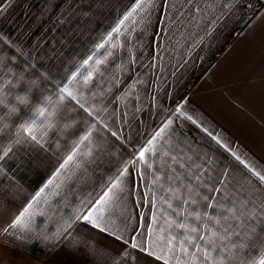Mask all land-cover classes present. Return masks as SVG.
<instances>
[{
  "label": "crops",
  "instance_id": "crops-1",
  "mask_svg": "<svg viewBox=\"0 0 264 264\" xmlns=\"http://www.w3.org/2000/svg\"><path fill=\"white\" fill-rule=\"evenodd\" d=\"M133 2L0 0L4 4L0 37H7L15 46L11 55H16L17 61L12 67L17 73L24 72L27 79L19 89L11 85V91L9 87L6 91L10 97L17 92L29 93L32 101L12 118V126L0 133V154L8 153L0 159V246L20 257L4 264H161L155 257L162 250L168 264H189L182 248L190 254L196 252L190 257L191 264H204L205 252L214 258L211 264H228L225 256H217L216 249L195 238V234L203 235L199 227L193 228L192 236L193 243L199 244L197 251L181 234L179 224L183 222L187 230L199 214L211 213L204 204L216 194L217 182L225 171L236 168L228 153L203 129L264 171V0H231L223 15L209 25V35L201 28L203 41L191 51L175 48L165 29L158 26L162 0H154L149 12L134 16L108 45L117 58L108 63L92 92L81 91L79 86H90L87 72L78 74L82 57L103 40ZM170 3L179 6L177 0ZM0 45L9 49L3 39ZM101 62L86 67L95 73ZM74 74L76 86L67 87L65 77L71 80ZM7 75L0 69V78ZM34 78H39L38 86L32 85ZM62 87L82 103L87 101L88 111L74 101L69 103L66 93L60 91ZM40 103L51 105L47 109L53 115L45 113L44 124L53 121L54 131L43 137L35 131L26 136L22 130L17 138V125L33 120L32 109ZM178 106L196 123L174 117ZM4 114L2 107L0 115ZM169 119L173 124L155 147L181 160L184 168L175 174L168 172L172 179L165 181L164 172L152 174L136 166L135 173H143L147 184H140L129 168L131 183L120 184L123 220H105V231L86 226L82 217L72 223L71 218L80 214L93 188L101 180L113 178V169L123 170L117 162L123 160V167L131 165L134 146L146 144ZM77 144L80 149L73 160L75 167L57 178L62 157L70 155ZM89 148L93 155L86 160L81 153ZM49 180L51 191L43 194V202L34 204L32 214L25 218L29 227H10L14 216ZM221 192L227 194L224 189ZM141 199L143 203H139ZM153 199L159 209L155 214L150 205ZM185 200L197 203H180ZM168 205L178 215H172ZM141 217L145 225L151 221L154 251L148 254L129 248L124 255V241L129 240ZM213 219L217 224L222 222L219 216ZM172 221L177 225L174 231L168 227ZM247 228L240 233V241L224 249L233 264H260L264 259V225L257 221ZM208 231L220 235L216 229Z\"/></svg>",
  "mask_w": 264,
  "mask_h": 264
},
{
  "label": "snow or ice",
  "instance_id": "snow-or-ice-1",
  "mask_svg": "<svg viewBox=\"0 0 264 264\" xmlns=\"http://www.w3.org/2000/svg\"><path fill=\"white\" fill-rule=\"evenodd\" d=\"M177 3L179 6L173 7L170 0H162L161 18L158 20V26L165 29V34L169 35L170 42L174 43L175 48H187L188 51H191L192 47H195L203 41V36L200 35L201 28L205 30V35H209V25L214 24L215 21L219 19L220 15H223L224 11L230 7L231 0H223V2L222 0H177ZM153 5L154 0H134L130 8L126 10V14H123L119 21L111 27L103 40L97 42L96 46L90 49V54L82 57V64L78 68V74L84 76V73L87 72V76L90 77V86L88 88H81V86H79L81 91L91 93L92 89L96 86L98 77L102 75L104 71H107L108 63L114 62L117 58V55L110 53L108 45L113 39L119 37L122 26L126 23H130L134 16L149 12ZM218 8L220 9L219 12L217 11ZM2 11H4V4H0V12ZM169 24H171V29L168 28ZM198 37L199 39H197ZM122 38L125 40L127 39L126 36ZM0 50H6L10 55L11 52L14 51L10 47L9 49ZM118 51L119 50H117V52ZM104 58H106V60ZM101 60L103 62L99 64V68L95 69V73L91 68L86 67L90 63L92 65H98L97 62ZM9 63H12V61H9ZM76 80L77 77L75 74L72 76L71 80L65 77L67 87L76 86ZM8 87L9 91H11V85ZM67 87H62L60 91L66 93L69 98L68 102L71 103L74 101L81 110L88 111V109L85 108V103H87V101L82 103L73 96L71 92L67 91ZM61 96L63 97V95ZM24 107L25 106H21L22 110ZM47 107L51 108V105ZM174 117L183 118L196 123V121H194L191 116L186 115L182 107L179 106L175 109ZM45 121L46 115L44 112H41L33 119V124L44 123ZM172 124L173 120L169 119L167 123H164L163 126L151 136V139H149L146 144L140 145L139 147L134 146V153L132 157H130L131 165L123 167L124 161H118V167H122L123 170L117 171L113 169V178L103 179L93 188V194L83 201L80 214L71 218L72 223H77L82 217L86 226L94 227L99 231H105L107 224H104L102 227V222L105 220H111L113 217L123 220L121 202L124 198V193L120 189V184L124 181L131 183L129 179V168L138 176L140 184H147V180L143 173H135L136 166H141L144 171L152 174L164 172L165 181L172 179V177L168 175V172L175 174L177 169H183L184 164L181 160L167 151H158L155 147L158 142L163 140V134ZM203 131L216 142L219 148H222L224 152L228 153L235 162L236 168L225 171L223 177L217 182L219 186L215 189L216 194L204 204L206 209H211V213L199 214L193 219L192 228L185 230L183 222L179 224V228L181 229V234L187 239L188 244L198 251L199 244L193 243L192 236L194 235L193 228L199 227L203 235L195 234V238L204 242L206 247L216 249L217 256H225L228 264H233V258L226 254L224 249H231L233 245L240 241V233L248 230L247 225L249 223L254 224L259 221V223L264 225V216H262V214H264V171H258L256 167L243 159L240 154L233 151L227 143H224L218 136L213 135L207 128L203 129ZM31 132V128L24 129L26 136L31 135ZM112 135L115 136L116 133H112ZM31 138L33 140L36 139L34 135H32ZM84 146L88 147L87 144ZM161 148H163V143H161ZM79 149L80 145L77 144L71 150L70 155L62 157L63 162L59 165L57 170V178L60 174H64L66 169L75 167L73 160L74 157L78 156ZM7 154L6 152L0 154V159H3ZM161 161L162 163H160ZM236 171L239 172V175H234ZM195 179L200 180V177L197 176ZM51 185L52 180H49L44 187L31 197V202L27 203L22 211H19L18 214L14 216L10 227L20 228L21 230L29 227L25 218L32 214L31 210L34 204L43 202V194L46 191H51ZM221 189H224L227 194L221 192ZM159 190L163 191L162 186H159ZM176 199L179 200L178 197ZM139 203H143V200L141 199ZM180 203L195 205L197 202L195 200H185ZM150 205L153 214L159 211L154 199L150 201ZM219 205H222V207ZM168 208L171 210L172 215H178L175 210L172 209L171 205H168ZM161 216H163V213H161ZM213 216L221 217L222 222L217 224ZM187 219L188 217L185 216L184 220ZM205 224L208 225V228L216 229L220 235L218 237L213 236L208 231V228H205ZM150 227L151 221L145 225L143 223V217H141V223L132 229V235L129 240L124 241V255L128 254L127 249L129 248L133 251L146 252L148 254L154 251L152 243L154 234L149 230ZM156 227L159 228L160 224L158 223ZM168 227L171 231H174L177 225L175 221H172L169 222ZM137 228H139L138 235ZM236 229H240V232H236ZM137 240H139V243H137ZM169 244H171V240ZM181 254L189 258V264H191L190 257L195 256L196 252L190 254L187 249L182 248ZM155 259L159 260L161 264H168V260L164 259L163 250L160 256L155 257ZM202 259L204 264H211L214 258L210 257L209 254L205 252L202 254ZM260 264H264V259L260 261Z\"/></svg>",
  "mask_w": 264,
  "mask_h": 264
},
{
  "label": "clouds",
  "instance_id": "clouds-1",
  "mask_svg": "<svg viewBox=\"0 0 264 264\" xmlns=\"http://www.w3.org/2000/svg\"><path fill=\"white\" fill-rule=\"evenodd\" d=\"M0 39H3L4 44H6L8 47H15L11 44L7 37H0ZM0 49H3V45H0ZM16 51H18V49ZM9 61H12V63H9ZM16 61V55H10L8 51L0 50V69H4L8 73L6 77L0 78V107L6 109V114L0 115V133L5 132L12 126L11 120L16 114L20 112L21 106L32 103L29 93L17 92L14 96L10 97L6 91L9 85L19 89L22 82H27L24 72L17 73V71L12 67V64H14ZM5 65H7V67H5ZM39 82V78H34L31 81L32 85L34 86H38ZM9 99H12L13 103H9ZM32 112L35 116H38L41 112L47 113L49 117L53 115V113L49 111L46 105L43 103L36 104L33 107ZM25 128H31L32 131L39 133L43 137H47L50 132L54 131L55 124L51 120H49L47 124H33V120H26L22 124L17 125V138H19L20 132ZM79 142L80 141L78 140L77 143ZM81 154L86 160L90 159L93 155V149L89 148Z\"/></svg>",
  "mask_w": 264,
  "mask_h": 264
},
{
  "label": "rangeland",
  "instance_id": "rangeland-1",
  "mask_svg": "<svg viewBox=\"0 0 264 264\" xmlns=\"http://www.w3.org/2000/svg\"><path fill=\"white\" fill-rule=\"evenodd\" d=\"M20 257L18 255H14L8 249L0 246V264H4L6 261H14L18 260Z\"/></svg>",
  "mask_w": 264,
  "mask_h": 264
}]
</instances>
